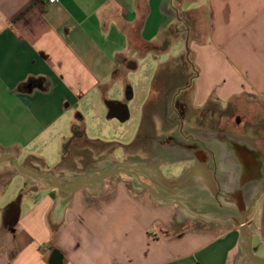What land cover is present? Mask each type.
I'll return each mask as SVG.
<instances>
[{
  "label": "crops",
  "instance_id": "crops-1",
  "mask_svg": "<svg viewBox=\"0 0 264 264\" xmlns=\"http://www.w3.org/2000/svg\"><path fill=\"white\" fill-rule=\"evenodd\" d=\"M184 33L198 58L204 50L233 57L220 84L200 83L203 104L264 103V0H0V157L37 175L15 174L29 185L14 218V204L2 211L0 264L264 261L260 163L207 135L221 122L213 132L199 129L208 148L184 141L172 154L165 118L177 92L153 90L160 107L125 140L114 137V122L132 119L136 94L111 96L130 83L138 58L168 51ZM111 102L125 106L124 120L110 116ZM151 150L166 151L168 161L150 163ZM179 160L197 161L187 177ZM115 173L122 175L110 189L98 185ZM142 181L157 195L138 190Z\"/></svg>",
  "mask_w": 264,
  "mask_h": 264
},
{
  "label": "rangeland",
  "instance_id": "rangeland-1",
  "mask_svg": "<svg viewBox=\"0 0 264 264\" xmlns=\"http://www.w3.org/2000/svg\"><path fill=\"white\" fill-rule=\"evenodd\" d=\"M183 35L178 38V42L176 39H172L174 44L168 51L143 54L138 58L136 61L139 64V70L136 73H130V83L126 85V88L125 86H121L118 95L111 96V98H118L119 100H129L131 96V94L129 95L130 92L136 94L135 99L129 101L133 113L132 119L125 123L114 122L116 125L114 129L116 133L114 135L115 138L118 135L119 140H125V137H128L130 134L126 135L128 130L134 131L141 128L146 111L155 106L154 101L156 99L151 101L153 90L172 89L173 92L176 90V95H179L178 99L187 101V106H185L186 110H188L189 124L195 129L211 130L215 124L221 121H225L226 125H234L235 122L232 119L236 115L242 117V120L250 117L256 120L258 117L264 116V103L256 101L243 102L235 100L230 103L211 101L203 104V98L197 95V88L200 83L203 89L204 84L205 87L218 84L221 81L218 77L219 73L225 76V70L229 71L231 69V63L227 60V56L230 60H233V57L224 52L215 54L210 50H204L200 58H198L196 57L197 51L194 43H190V52H187L186 33ZM183 38L186 40H183ZM214 59L216 60L215 62ZM218 66H220V70ZM199 74L204 76L201 82L198 77ZM234 80H237L236 77ZM260 121L264 122V119ZM225 123L223 122V124ZM260 124L263 125L261 122ZM249 128L252 131L251 124ZM111 136H113V132L110 133ZM106 138L109 137L106 135ZM39 166L35 165L37 168H42L41 165ZM15 174L19 173L12 162L0 165V229L4 221L2 215L3 209L6 208L7 203L20 205L22 203L21 189L29 185L21 176H15ZM126 178L130 179L128 176ZM7 181H11V184L7 185ZM114 183L107 182L106 189H110L111 184Z\"/></svg>",
  "mask_w": 264,
  "mask_h": 264
},
{
  "label": "flooded vegetation",
  "instance_id": "flooded-vegetation-1",
  "mask_svg": "<svg viewBox=\"0 0 264 264\" xmlns=\"http://www.w3.org/2000/svg\"><path fill=\"white\" fill-rule=\"evenodd\" d=\"M178 94L173 96L170 103H169V107L166 110V118L165 121L167 122V125L169 128H171L170 132L166 135H164L165 137V142H164V147H166V149L170 152V150H172V154H174L177 150L176 149H181L183 147V142L186 141V143H192L193 145L198 144V145H203L208 148V146L205 145V143H202L200 140L201 136H204L205 133H200L199 129H195L192 128L190 126V121L188 119V110H186V107L183 108L184 106H182V100L178 99ZM151 101H153V99H151ZM154 103H157L156 105H158L157 107H160V105L158 104L157 101H154ZM165 107V106H164ZM163 107V108H164ZM122 109H125V106L120 104V103H114L111 102L109 104V110L111 112L112 115H117L119 114ZM232 121H234V125H226L225 121H221L222 127L220 128V130L218 131V133L214 134V133H207V135H209L212 139H215L217 137V139L221 140L222 142H224V144H226L228 147H235L237 148V150H241L244 153V148L246 147V145H250L252 148L255 147L257 149V152L259 153V155L264 158V122H261L263 125L261 124H257L254 122V120L252 119V117L247 118L242 120V117H240L239 115L234 116V119H232ZM223 122L225 124H223ZM251 124V129L252 131H250V126ZM215 127V126H214ZM211 128V130L214 129ZM209 131V132H213V131ZM241 135V136H238ZM157 137L154 135L153 136V141L154 143L157 141L156 139ZM155 146V145H154ZM154 149V147H153ZM241 152V153H242ZM208 153L210 155H214V153H212V150L208 149ZM148 158L150 159V162L154 163L156 162L158 159L161 162H166L168 161V158L166 157V151L162 152V153H157V151L155 152V150H151V152L148 153ZM215 156V155H214ZM215 158V157H214ZM8 162H12V161H8ZM2 165V164H1ZM197 165V161L194 160L193 162H186V163H182L181 160L178 161V166H181V171H180V176H183L185 174H189L188 172L194 168ZM122 174H102L99 177V182L98 185L102 184V185H106V183H113L117 180V178H119ZM130 178H135V176L132 175H128ZM184 177H187L186 175ZM136 179V178H135ZM144 181V180H143ZM141 182L142 185L139 184H135L138 186V190H143V191H150L149 187H148V183L149 182ZM133 182H129L128 185H132ZM109 185V184H108ZM75 186V184H74ZM134 187V185H133ZM75 188V187H74ZM79 187H76V190H78ZM18 205L14 204L12 206V209L9 212V216L11 215L12 218H14V214L17 211V207ZM13 221V220H12ZM264 225V224H263ZM245 250V255L247 259H250L249 256V245L247 243ZM252 251H256L255 249H253ZM255 263L258 264H264L261 262H257L254 261Z\"/></svg>",
  "mask_w": 264,
  "mask_h": 264
},
{
  "label": "water",
  "instance_id": "water-1",
  "mask_svg": "<svg viewBox=\"0 0 264 264\" xmlns=\"http://www.w3.org/2000/svg\"><path fill=\"white\" fill-rule=\"evenodd\" d=\"M186 46H187V52L189 53L190 52V38H187L186 40ZM110 116L112 115L111 112L109 113ZM116 118L120 119V120H124L125 118V109H122V111L115 115ZM217 139V137L215 138ZM244 150H247L249 152V155L252 156V158L257 162V163H260V167H261V171H262V174H261V177H262V180L261 181H264V158H262L259 153L257 152V150H254L250 145H246V147L244 148ZM8 161H13L14 163V166L16 167V170L19 174H23V175H27V176H30V177H33V176H37L36 174H33L31 171L25 169L24 167H22L21 165H19L18 161L16 158L12 157V156H1L0 157V165L3 164V163H6ZM149 189H151V191L154 193V195H157V192L156 190H154L151 186H149ZM76 191V190H74ZM242 218H241V221L239 223L240 226H244V224L246 223V216L244 213H242L240 215ZM257 261H260L261 263H264V261L262 260H259V259H255Z\"/></svg>",
  "mask_w": 264,
  "mask_h": 264
},
{
  "label": "trees",
  "instance_id": "trees-1",
  "mask_svg": "<svg viewBox=\"0 0 264 264\" xmlns=\"http://www.w3.org/2000/svg\"><path fill=\"white\" fill-rule=\"evenodd\" d=\"M81 135L79 128H74L73 137H79Z\"/></svg>",
  "mask_w": 264,
  "mask_h": 264
},
{
  "label": "built area",
  "instance_id": "built-area-1",
  "mask_svg": "<svg viewBox=\"0 0 264 264\" xmlns=\"http://www.w3.org/2000/svg\"><path fill=\"white\" fill-rule=\"evenodd\" d=\"M59 0H47L48 3L50 4H54V3H57Z\"/></svg>",
  "mask_w": 264,
  "mask_h": 264
}]
</instances>
